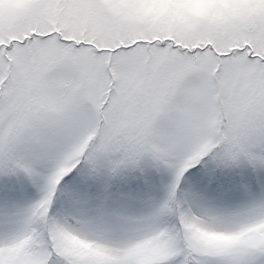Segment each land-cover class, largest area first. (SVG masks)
Segmentation results:
<instances>
[{"label": "snow or ice", "instance_id": "6c2138e0", "mask_svg": "<svg viewBox=\"0 0 264 264\" xmlns=\"http://www.w3.org/2000/svg\"><path fill=\"white\" fill-rule=\"evenodd\" d=\"M0 264H264V0H0Z\"/></svg>", "mask_w": 264, "mask_h": 264}]
</instances>
